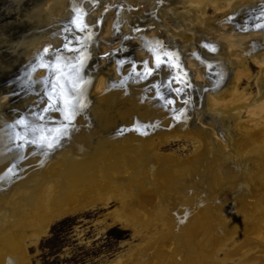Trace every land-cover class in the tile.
I'll return each mask as SVG.
<instances>
[{"label":"bare ground","instance_id":"bare-ground-1","mask_svg":"<svg viewBox=\"0 0 264 264\" xmlns=\"http://www.w3.org/2000/svg\"><path fill=\"white\" fill-rule=\"evenodd\" d=\"M16 1L20 4L23 0ZM219 1L178 0L183 6L180 13L185 21L179 19L178 26L191 34L188 32L178 40L165 30H155L150 36H144L149 44L135 48L140 53L137 55L140 61L147 55L154 58L149 50L154 44L163 50H171L180 67L174 70L181 72L185 79L189 73L192 88L186 94L188 106H185L183 120L173 124L175 134L166 129L168 122L164 124L162 134L173 135L160 137L161 143L171 138H188L198 144L199 152L182 163L171 156H165L170 159L167 162L161 160L155 141L148 143L149 150H146L144 143L152 138L145 140L143 135L133 131L134 123L140 122L137 118L146 121L155 114L153 108L157 103L147 85L162 80V75L158 72L152 81L143 76L130 79L128 84L132 86L127 92L113 80L114 74L98 69L94 79L91 73L95 69L89 67L93 52L99 54V43L112 47L122 41V35L133 25L142 27L150 21L158 25L169 22L176 16L175 11H179L173 6L177 1L85 0L82 5L81 0H32L29 7L17 11L15 21L27 27L19 37L14 38L0 25V264H28L27 242L46 234L54 219L88 209L101 201L109 203L113 198L120 200L115 218L124 227L134 229L144 242L131 252L128 264H264V57L258 62L259 71L255 77L258 95L252 100L251 94L240 90L241 81L250 79L251 74L246 60L234 51V43L211 40L214 38L212 32L210 36L207 34V39L198 35V32L210 33L215 23L226 22L228 17L243 10L258 11L264 6V0H230L224 2V8L225 4L220 7ZM96 2L101 6H96ZM209 6L222 15L208 19ZM98 9L105 10V14L100 15L99 10V15H93ZM76 10L84 14L86 27L83 31L94 25L102 27L101 19L104 25L101 30L109 32L108 36L96 37L93 41L92 29L88 35L84 34L87 45L84 58L87 61L84 64L86 72L81 77L88 79V90L85 91L92 97L91 107L76 118L75 129L57 151L37 152L35 147L28 146L13 153L10 151L11 126L24 109L38 105L42 98L40 79L45 71L39 70L30 76L34 84L32 90L36 93L27 92L15 102L12 94H16L19 87L10 83L8 77L13 76L12 81H15L18 75L29 73L44 47L62 46L64 30ZM110 17L113 21L106 22ZM151 36H158V40H152ZM46 37L50 41H44ZM203 43L217 47V52L211 53ZM251 45L245 43L246 52L256 51V48H250ZM217 55L224 57L218 59ZM182 62L187 65V70ZM166 71L169 78L172 69ZM223 75L226 76L223 78ZM131 80H135L134 85ZM17 83L22 85V81ZM5 96L10 97L9 101ZM45 103L43 98L40 107ZM244 109L251 116L246 121L242 120ZM3 110L7 112L3 113ZM191 111L196 113L194 116L204 113L214 117L215 121L228 122L238 140L235 165H243L249 157L252 159L251 154L259 155L254 167L256 171L248 175L252 181L255 179L254 187L250 185V188L256 196L247 199L241 214L228 203L230 201H221L222 194L228 191L225 183L237 178V174L227 170L221 160L215 164L216 172L208 194L204 191L198 196L206 183L205 162L211 148L207 129L202 132L193 127L190 130ZM52 116L58 118L60 115L53 113ZM164 117L161 119L165 120ZM6 126L8 135L3 133ZM215 133L213 131L212 141H218L214 138ZM12 164H16L19 174L24 170L26 176L9 175L7 168ZM190 202L202 206L204 212L191 217L180 214ZM228 233L234 237L222 241Z\"/></svg>","mask_w":264,"mask_h":264},{"label":"rangeland","instance_id":"rangeland-1","mask_svg":"<svg viewBox=\"0 0 264 264\" xmlns=\"http://www.w3.org/2000/svg\"><path fill=\"white\" fill-rule=\"evenodd\" d=\"M163 1L165 0H159L160 3ZM173 1L174 2L177 1L176 4H173V6L178 8L179 11H175L176 16H173V19L172 20L170 19L169 22H166L165 24L160 23L159 24L160 27L158 24L152 23L151 21L145 22L142 27L141 26L135 27V25H133L132 27L133 29L131 28L127 34H125L124 36L121 34L122 35V37L120 36L122 38L121 42L113 44V46L111 45L112 47H110L109 44L107 46H104L103 44L100 45V43L97 45L98 48L100 46V48L98 49V52H101L100 54H104L105 52H109V51L111 52L117 50L120 51V48H122L123 45H126V47L129 46V48L133 47L132 49L133 51L130 53L133 64L132 63L125 64L122 67L118 68L116 60L112 59L111 60L112 62L109 63L107 59H102L99 57L97 53L93 52V55L91 56L92 59L90 60L89 63V67L95 69L94 72L91 73L92 77L95 76L94 79H96L97 77L98 69H102L103 71H108L112 75L114 74L113 80L118 84L120 83L119 84L120 87L125 88V91L127 92L130 91L129 87L132 86L128 84L130 79L143 76L145 80L152 81L157 76L158 72L162 75L163 77L162 80L147 85V87L150 88V95H153L155 100L154 102L157 103V105L156 104L153 105V106L156 105L155 109L153 108L155 114L152 117H150L149 120L146 121H144V119L142 118H137L136 120H139L140 122L136 121L134 123L133 131L135 130V132H137V134H139L140 136L143 135L145 140L152 138V141H145L144 146H146V150H149L147 147L148 143L155 141V144H157V150L161 157V160L167 162L170 159L169 158L167 159L166 157L171 156L170 158H173L174 161L182 163L187 160H190L193 156H195V154L199 152L197 149L198 144H196V142L194 144V141H191L188 138H184V139L171 138L168 141L161 143L160 137L164 138L163 135L168 136L170 134L173 135L177 133L174 130L175 128L173 124L183 120L182 115L186 110L185 106H188L186 94H188V91L192 88V81L191 78L189 77V73L186 71L187 78L185 79V81L188 82L187 83L184 82L183 84L181 83L183 88L182 89L183 98H181L182 94L180 92L177 93L175 92L174 94L172 91H169L171 85H168L169 84L168 81H167V85L165 83V80L168 78L167 75L168 72L166 71V69L167 70L172 69V71L174 69L168 67V65H163L158 69L155 68V65H153L154 58L151 55L143 56L144 58L142 59V61H140L141 59H139V57L137 56L140 55V53L135 49L137 48L136 46L149 44V42H147L145 39L146 37L144 38V36H150L151 34H153L152 31L155 30L156 31L165 30L167 34L170 33V35H172L178 40L183 39L184 34L187 35L188 32H190V31L184 32L178 26L179 19H182L183 20L182 22H185L184 18L181 16L182 13H180L181 11L180 9H183V6L178 4L179 3L178 0H173ZM228 1L230 0H225V1L220 0L219 2L223 4L218 2V5L222 7ZM81 2L83 3L82 5H85V0H81ZM31 3L32 1L26 0L21 6L22 9L29 7ZM96 6H101V5L99 2H96ZM225 6L226 4L222 8H224ZM99 10L101 13L99 12ZM142 10L143 12H146V9L144 7H142ZM251 11L252 9L248 11L246 9L241 11L240 13L238 12L234 17L232 16L228 17L226 22L223 21L218 23L214 22L216 24L212 26V29L214 30H211L210 33H206V34H201V32H198L199 33L198 35L203 36L204 37L203 39H207L208 35L210 36L212 32L214 33L213 34L214 38L211 40H217L218 42L231 41L232 43H234L235 45L234 51H236L241 58L246 60L247 66L248 68H250V74H251L250 79L245 78L241 81L240 90L242 92L245 91L249 95L251 94L250 96L253 100L258 95V89L256 87V79H255L259 71L258 62H260V59L264 57V29H259V30L247 29L246 27L247 25L249 26L250 24H254L255 22L254 20H252ZM103 12L105 14L106 11L105 10L101 11V9H98L93 12V15L95 14L96 16L99 15V13L101 15L103 14ZM258 12L259 11H256V13ZM164 13L167 14L168 10L164 11ZM206 15L205 16L208 17V19H215L220 17L222 15V12L218 13V11L215 8L209 6L207 8ZM180 16L181 18H179ZM16 17H17L16 12H13L12 14L8 15V18L5 20V22L10 20L14 22ZM111 20L112 17L106 20V22L111 23ZM99 21L102 27L99 26V28H97L96 25L91 26L89 30L83 31L84 33L82 32V34L88 35V33H91V29H92V35H93L92 41L97 40L96 37L102 38L108 36L109 32H107L106 29L101 30L104 27L102 20L99 19ZM238 25L240 26L238 27ZM163 26L165 28H163ZM200 28L203 30L205 29L204 26H201ZM26 29L27 27L22 30L15 31L13 33L14 34L13 37L14 38L19 37L24 31H26ZM218 29H220L221 31H219ZM105 30L107 33L104 32ZM101 31L102 33L100 35ZM165 31L164 33H166ZM119 32H121V28ZM119 32L117 31V34ZM151 38L152 40H158V36L157 37L151 36ZM45 39L47 41H50L48 37L44 38V41ZM132 41L134 42L132 43ZM245 43L246 44L248 43L249 45L252 44L250 48H256V51L252 50L251 52H246L247 47L245 46ZM238 44L241 45L238 46ZM50 47L52 48L51 45L49 46V48ZM218 56L219 55H217L216 57ZM222 57H224V55L221 57L219 56L218 59H221ZM23 59L25 60V57H23L22 60ZM181 60L182 59H180V61ZM145 61L148 62L147 63L148 68L155 69V74L150 78L145 77L142 74L143 62ZM94 63L99 64L100 66L95 67ZM182 63L185 66L184 62ZM133 65H137V67H135L136 75H133L132 77L129 76V74L132 69L131 67ZM186 66L184 67L185 69L187 68ZM209 69L211 70L212 67ZM225 76L226 75H223L222 77L224 78ZM25 80L27 79L24 78V80H22V85H24V87L26 88L28 84L25 82ZM131 84L134 85L135 80H131ZM185 85L190 86V89L185 90ZM18 89L19 90H15V93L20 94V96L18 95L16 96V94L13 93L14 94V95L12 94L13 102H15V100L18 101V99L20 100L25 95V93L30 92L29 90H26L23 94H21L20 92L22 89L20 88ZM172 89L174 90V86H172ZM165 92H167V95ZM160 94H165V95H163V97L161 98H157L158 96H160ZM196 94L197 92H195V96L197 98ZM5 98L6 101H9L10 97L5 96ZM167 98L168 101L170 102L169 105H166L165 103ZM183 99H185L184 100L185 102H182ZM31 108L32 107H28L23 110V112H25L27 117H30V115L32 114V110H29ZM246 110L244 109L243 111V116H242L243 121H246L249 118H251V116L248 113H246ZM7 111L10 112L9 109ZM7 111L3 110L2 112L6 113ZM192 112L193 111L189 112V114L191 113L190 116L192 117V120L190 122V130L193 127L196 128L197 130L207 129L208 134L206 133V137L209 135L208 142H210V148H211V151L207 153L208 160L205 162V167L207 169V173L205 174L206 183L205 186L200 188L198 196L202 194L204 191L206 192V194H208L209 186H211L213 175L216 172V170L214 169L216 168L215 164H217V160H221L222 164L224 165L225 168H227V170H232L235 172V174H237V178L235 180H232V182L230 183H225V187L228 188L227 189L228 191H225L222 194L221 201H230L228 203L230 204L232 203L231 206L235 209V211L238 214H241L244 211L243 209L245 208V206H247L246 205L247 199L256 196L255 194L251 193L253 192V190L250 188V185L254 187L255 179L252 181V179H249L248 175L249 173H253L254 171H256L254 167H255V163L259 160V155L251 154L253 155L252 159H250L249 157L248 159H245L243 165H235L237 158L235 148L237 146L238 140H236L237 136L235 135V133L230 130L228 122L219 121L218 119L215 121L214 117H210L208 114H204V113L194 116L196 113H192ZM165 113L166 116L164 115ZM168 113L170 115V116L168 115L169 117L167 116ZM55 114L57 115V113ZM162 117H164L165 120H162L161 119ZM167 122L169 126L166 127V129L167 128H169V130L171 129L170 132H172L173 134L172 133L162 134L164 130L163 125L167 124ZM15 124L16 123H14L13 126H15ZM249 126L250 127L252 126L251 123ZM218 130L220 131L219 133ZM213 131L216 132L214 138L217 137L216 139L218 141H212L211 136L213 135ZM83 132L84 130L81 131V133ZM3 133L5 135L9 134L7 130V126L3 130ZM10 134H11V130H10ZM10 151H12L13 153H17L20 151V149H13V150L10 149ZM211 166H213L212 169ZM153 167L155 168V165H153ZM15 176L16 178H20V177L23 178L26 176V174L24 173V170H22L20 174L18 172ZM159 185L161 186V183ZM119 209H120V200H117V198L116 199L113 198L109 203H104L101 201L95 206L90 207L88 209L81 210L74 214H66L64 216L54 219V221L50 223L49 229L46 232V234H42L37 240L33 239L31 240L32 242L31 241L27 242L26 244L27 263L28 264H128L127 260L129 259L131 252L133 253L138 248V246L144 242H142V237L136 234V231L134 229L130 227L128 228L124 227V225H122L121 222H119L116 219L118 214L115 213H117ZM200 212L201 213L204 212L203 208L202 206L196 204V202H190L187 205V208L184 209V211L182 209L180 210V214H187V217H191L192 215L198 214ZM231 235L232 234L230 233L229 236L227 235L228 237L225 238L222 237L224 238L222 241L229 240L230 238L234 237ZM224 264H231V263L228 262Z\"/></svg>","mask_w":264,"mask_h":264},{"label":"water","instance_id":"water-1","mask_svg":"<svg viewBox=\"0 0 264 264\" xmlns=\"http://www.w3.org/2000/svg\"><path fill=\"white\" fill-rule=\"evenodd\" d=\"M26 0H23L20 4L16 0H0V25H3V28L6 30L7 33H11L12 36H14V32L17 30H22L26 28L25 24L17 21H7L5 20L8 18L9 14H12L13 12H16V15L18 14L17 11L23 10L22 9V4ZM32 1V0H30ZM260 10V11H259ZM258 13H256L257 10L252 11V20H254V24H250L249 26L247 25V29H264V6L259 9ZM239 16V15H238ZM237 16V17H238ZM77 20L78 23L80 21H84V14L80 12L79 10H76L72 18L69 20L68 24L66 25V28L64 30V42L62 46L57 47V48H49V47H44L43 50L38 54L36 57V60L33 62L34 65L31 66L30 72L24 73L23 75H18L17 79L15 81L13 80L12 77H8L10 83L13 85H16L17 87L21 84L17 83V81H22L25 79V82L28 84L27 87L25 88L24 85L19 86L21 90V94H23L26 90H29L31 93H35L32 91V86L34 85L32 80L30 79V76L32 74L37 73L39 70L45 71L44 76L40 79V83L42 85V98L39 99V102L42 101L44 98L45 104L44 106L40 107V104L38 102V105L35 108H31L29 110H32V114L30 117H26L25 113L22 112V114L17 118V121L19 120H24L25 124L28 125L27 128H24L23 126L16 124L15 126H11V136H12V145L10 147L11 150L13 149H27L28 146H33L36 148L37 152L38 151H49L50 153H53L57 151L63 144L65 140H67L72 131L75 129V121L76 118L80 115H82L85 111L89 110L91 107V101L92 97L90 96V93L86 92L88 90L86 87L88 86L89 82L87 81L88 79H83L81 75L83 72H86V67L84 66L85 62L87 61L84 58V55L86 53L85 49L87 48L86 45V36L82 34L83 31H80L77 26H75L72 21ZM84 24V22H83ZM258 25L262 27H258ZM240 25H238L239 27ZM68 45L66 48L65 45ZM204 46L210 50L211 53H216L217 52V47L213 46L212 44H207L203 43ZM47 49V51H45ZM149 50L153 53L154 55V65L156 68H160L163 65H168V67L173 68V69H180L177 61L175 60L174 53L171 50H167L161 48L158 44H154L153 46L149 47ZM132 48L126 47V45H123L122 48H120V51H112V52H106L104 54H100L99 52V57L102 59H107L109 63H111L112 59L116 60L118 68L122 67L125 64H131V52ZM59 57V64H56L57 58ZM160 61V67H157V61ZM82 62V67H80ZM148 62L145 61L143 62V67H142V74L145 77L150 78L151 76L154 75L155 69L148 68ZM45 64H51L55 65L56 67H62L64 68L65 72H70L71 68L73 66L79 67V83H78V92L79 95L73 94L74 95V101L78 100L79 103L77 104L75 108V116L71 120V123L66 121L64 119V114H63V103L62 102H57L55 103V106L52 110L45 111V109L49 108V105L53 103L52 101H49V94H52L55 96V92L52 89V82L56 80V75L52 72L47 70L46 68L42 67L41 65ZM133 64V63H132ZM146 64V65H145ZM67 65V67H64ZM96 66H99V64H95ZM139 65V64H137ZM137 65L132 66L131 71L129 76L136 75V70L135 67ZM145 65V66H144ZM148 69H151V74L148 73ZM134 72V74H133ZM173 73L171 76L168 78V85L170 86L169 91H172L174 94L175 92H180L182 94V80L183 83H187L188 81H185V78L183 77V74L181 72H178L177 70H173ZM75 77V74H72V78ZM59 83H64V81L61 79ZM172 86H174V90L172 89ZM181 86V87H180ZM190 89L189 86L185 85V90ZM68 91H70V86L68 88ZM38 93V92H37ZM167 95V92H165ZM39 94V93H38ZM165 94H160L157 98L163 97ZM183 96V94H182ZM185 99L182 100V102ZM166 105H169L170 102L168 101V98L165 101ZM192 105V104H191ZM193 108V106H192ZM21 112V111H20ZM19 112V113H20ZM53 113H57L60 115L58 118H55L52 116ZM43 117V119H41ZM32 119V120H31ZM67 124V135H61L60 132H57V129H60L61 132L65 131V129L62 127L63 125ZM21 127V128H19ZM19 133L21 136H24L26 138L25 141H20L17 139L16 134ZM54 138H56L54 140ZM36 140V143H31V141ZM58 140V142H56ZM48 142L53 143V147L49 148L47 146ZM36 152V151H35ZM47 152V153H49ZM17 166L16 164H12L7 168V173L14 177L19 171H17ZM16 177V176H15Z\"/></svg>","mask_w":264,"mask_h":264},{"label":"snow or ice","instance_id":"snow-or-ice-1","mask_svg":"<svg viewBox=\"0 0 264 264\" xmlns=\"http://www.w3.org/2000/svg\"><path fill=\"white\" fill-rule=\"evenodd\" d=\"M72 23L75 26H77L80 31H83L84 28L86 27V25H84L82 21L78 23L77 20H73ZM258 27H262V26L258 25ZM65 47L67 48L68 45L66 44ZM45 51H47V49H45ZM160 63L161 62L158 60L157 67H160ZM56 64H59V57L57 58ZM41 66L46 68L49 71H52L56 75V80L52 82V89L55 92V96H53L52 94H49V101H52L53 103H51L49 105V108L45 109V111L52 110L55 106V103L62 102L64 106L63 107L64 119L68 121L69 123H71V120L76 114L75 108L77 104L79 103L78 100L74 101L73 94L79 95L78 83H79L80 68L73 66L70 72H65L64 68L56 67L55 65L45 64ZM64 67H67V65H65ZM80 67H82V62H81ZM147 71L149 74H151V69H148ZM73 73L75 74L74 78H72ZM61 79L64 81V83H59ZM69 86H70V91H68ZM41 119H43V117H41ZM17 124L23 126L24 128L28 127V125L25 124L24 120L17 121ZM67 126H68L67 124L62 126L65 129V131L61 132L60 129H57L56 131L60 132L61 135H67V132H66ZM16 136H17V139L20 141L26 140V138L24 136H21L19 133H17ZM55 139L56 138H54V140ZM36 142H37L36 140L31 141V143H36ZM56 142H58V140H56ZM47 146L51 148L53 147V143L48 142Z\"/></svg>","mask_w":264,"mask_h":264}]
</instances>
